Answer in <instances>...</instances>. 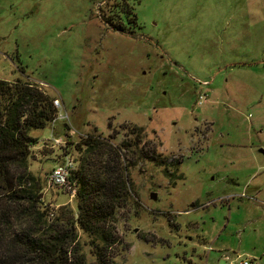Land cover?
Returning <instances> with one entry per match:
<instances>
[{
    "label": "rangeland",
    "instance_id": "rangeland-1",
    "mask_svg": "<svg viewBox=\"0 0 264 264\" xmlns=\"http://www.w3.org/2000/svg\"><path fill=\"white\" fill-rule=\"evenodd\" d=\"M18 78L65 115L29 131L49 221L77 212L54 165L119 156L116 264H264V0H0V79Z\"/></svg>",
    "mask_w": 264,
    "mask_h": 264
},
{
    "label": "trees",
    "instance_id": "trees-1",
    "mask_svg": "<svg viewBox=\"0 0 264 264\" xmlns=\"http://www.w3.org/2000/svg\"><path fill=\"white\" fill-rule=\"evenodd\" d=\"M113 27L128 30L119 24ZM54 99L29 80L0 79V219L15 227L5 244L0 236V264H116L113 249L120 237L114 214L128 193L119 156L106 163L105 174L90 175L84 164L72 171L70 183L79 187L76 213L63 206L49 221L42 209L43 184L28 169L30 147L37 142L29 131L51 123L57 110ZM88 138L89 146H104L99 137Z\"/></svg>",
    "mask_w": 264,
    "mask_h": 264
},
{
    "label": "built area",
    "instance_id": "built-area-1",
    "mask_svg": "<svg viewBox=\"0 0 264 264\" xmlns=\"http://www.w3.org/2000/svg\"><path fill=\"white\" fill-rule=\"evenodd\" d=\"M202 98V96H200V99ZM54 102V106L56 108L59 107V109L61 108V104L60 101L55 98L53 100ZM58 113V112H57ZM56 113V115L54 116L55 118L52 119V123L54 124V121L56 120V118H62L64 117V113L63 112H59L58 114ZM52 124V125H53ZM74 168V163L70 160H66V161H61L58 162L56 165H54L52 171H51V176H50V180L53 184L58 185V186H70V174H71V170ZM229 197H226L225 199H228ZM224 199V198H223ZM225 258L227 260H229V264H251L252 260L251 259H244V260H233L232 259V255L226 254Z\"/></svg>",
    "mask_w": 264,
    "mask_h": 264
},
{
    "label": "water",
    "instance_id": "water-1",
    "mask_svg": "<svg viewBox=\"0 0 264 264\" xmlns=\"http://www.w3.org/2000/svg\"><path fill=\"white\" fill-rule=\"evenodd\" d=\"M261 151L264 152L263 149H261ZM151 196H152L153 199H156V193H155V192H153V193L151 194Z\"/></svg>",
    "mask_w": 264,
    "mask_h": 264
},
{
    "label": "crops",
    "instance_id": "crops-1",
    "mask_svg": "<svg viewBox=\"0 0 264 264\" xmlns=\"http://www.w3.org/2000/svg\"><path fill=\"white\" fill-rule=\"evenodd\" d=\"M231 196V195H230ZM226 197H229V195L228 196H226ZM226 197H224V198H226ZM232 197V196H231ZM227 201H229V200H227ZM232 255V254H231ZM234 255H232V257H233ZM238 258V257H237ZM224 262V260H223V257L221 256V262Z\"/></svg>",
    "mask_w": 264,
    "mask_h": 264
}]
</instances>
